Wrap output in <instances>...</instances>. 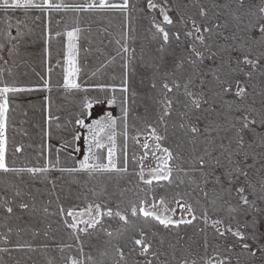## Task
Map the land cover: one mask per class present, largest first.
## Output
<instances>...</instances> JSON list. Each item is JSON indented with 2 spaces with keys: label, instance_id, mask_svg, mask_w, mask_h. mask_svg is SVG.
Instances as JSON below:
<instances>
[{
  "label": "trees",
  "instance_id": "1",
  "mask_svg": "<svg viewBox=\"0 0 264 264\" xmlns=\"http://www.w3.org/2000/svg\"><path fill=\"white\" fill-rule=\"evenodd\" d=\"M56 2L76 4L84 3L85 0H56ZM152 2L157 5L155 9L148 7V0H130L134 7L127 20L121 13L112 11L73 12L61 10L42 13L36 9L27 11L17 9L9 11L7 14L0 12V32L4 30L6 22L10 21L13 27L8 31L12 35H16V25L19 22L22 34L16 54L9 58L7 50L0 52V55L9 60L7 65L0 62V68L11 69L16 74L15 78L19 83L29 86L41 84L40 76L47 78V69L52 68L53 89L51 92L41 88L38 91L11 97L8 132L10 143L7 159L10 165L14 160L16 167L42 166L45 163L44 158L40 156L42 150L45 154L51 151L53 158L56 152H59L63 167L76 166L75 162L79 159L76 154V141H73L78 127L75 121L78 118L85 121L89 117V110L82 109L84 101L91 100L93 105H109L108 100L113 97H115V103L110 105L112 112L106 115L110 114L116 121L114 129L116 159L118 166H121L125 139L122 94L119 91V85L124 69L121 67L120 57H117L114 62L111 58L116 55L118 45L115 40L121 38L122 31L128 33L130 38L127 43L130 49L135 50L128 69V173L120 176L99 174L90 177L85 173L69 174L53 170L47 174L48 180L45 181L33 180L27 175L21 180L14 174H0V248L11 247L18 240L28 241L37 247L35 253L27 251L12 252L11 254L0 252V264H15L17 260L22 264H50V262L51 264H64L63 256L77 255L78 244L71 230L64 227L58 213V206H62L67 212L68 210H84L89 204L94 203L115 210L116 204H120L121 210H123L130 200L138 202L141 199L146 202L144 204L146 206L153 203L162 204L161 200L164 201L162 205L167 208L177 204L190 205L193 209L191 215H195L196 219L192 224H181L179 229H165L158 221L150 218L145 219L140 214L135 218L130 217L128 225L116 217L111 219L104 217L103 229L107 231L98 227L96 230H90L92 233L90 236L81 234L85 245L84 252L106 261L107 264H114V260L118 258L114 251L115 247H120L124 251L128 264H145L146 259L153 260V264H177V260L182 255H187L190 260H196L197 264H204L206 260H211L214 257L219 259L230 257L231 264H264V256L258 251L260 247L264 246V213H257L253 209H249L247 213L243 212L237 206L238 197L234 189L229 195L227 192L221 191L220 186L212 183L205 186L199 173L190 171L187 176L184 172L174 171L172 183L155 181L153 185L149 186L139 181L137 156L141 155L142 151L133 137L150 132L148 125L156 127L158 133L166 137L160 141L161 146L169 148L174 155L179 154L183 160L182 166L185 171H188L193 145L189 142L190 135H186L184 130L178 127L181 122L180 113L184 109L179 104L174 107L171 117L166 118L168 130L165 132L164 126L158 123L162 110L161 104L158 103L160 99L159 85L157 89H153L151 84L157 67H159L160 73L171 71L187 55L189 41L183 35L187 29L181 22V16L183 15L186 20L188 17L196 18L199 22L197 5L200 3L210 4L212 0H152ZM217 2L223 4L228 0H217ZM177 4L181 5L179 9L176 7ZM183 5H187V7H183ZM162 6L168 9L167 13L173 20V24L164 23L157 9ZM216 11H220V9ZM49 17H51L50 28L53 39L51 40V59L46 61L44 53L45 25L48 23ZM221 19L230 21L229 28L224 30L221 36L216 37V45L227 49L221 53L225 60L229 55H241L242 51L250 47L255 50L254 56L259 55L260 45L253 44L248 40V34L242 31L243 24L238 29L236 22L232 21L231 17L222 16ZM153 20L169 33L167 45H163L162 35L157 33L152 26ZM77 21L82 31L76 41L79 49L76 61L80 71L75 76V82L81 84L82 88H88L87 92L74 89L66 91L62 87L69 69L66 33L77 26ZM187 28H191V20H188ZM56 32H61L62 35L57 37L55 36ZM176 32L181 33L179 41L175 39ZM233 32L236 33L238 39H225V37H231ZM162 45L164 46L163 52L159 51ZM213 50H217L215 45ZM219 65L218 57L215 63L205 60L197 69V71L206 73L203 77L205 80L204 91L213 100L212 107L214 108L211 113L198 114L201 115L198 122L201 129L210 120L227 127L228 119L240 115L235 110L237 107L251 106L260 109L261 101L264 99V74H262L264 69H253L250 66L241 65V71L237 70L235 64H225L222 68ZM213 69H216L215 74ZM193 71L191 66L185 64L183 71L177 73V76L181 77L178 82L186 80ZM248 72H252L251 78L247 75ZM217 75L221 80L226 81L224 87H230V91H222L221 85L216 80ZM113 76H115L114 80ZM6 78L12 79L7 76ZM237 81H239L240 87L246 88V96L243 100L236 95ZM96 83L115 84L117 91L113 92L108 89L105 92H100L89 87ZM196 84L199 85V79L196 80ZM180 91L182 93L183 89L181 88ZM46 97L51 98L53 119L50 123L47 119L49 112L47 111ZM55 117H59V119L57 120ZM183 122L187 123V118ZM191 122L197 123L195 116L191 118ZM46 131L51 133L50 137L45 136ZM256 132L264 134V128L257 127ZM253 138L258 144V136L253 137V134H249L250 142ZM203 139L202 135L200 140ZM102 140L106 145L102 150L106 156L107 132L102 134ZM14 145L23 148L22 153L16 154L15 157L12 155ZM202 149L203 144L198 143L197 150L202 151ZM256 150L261 151L260 148ZM134 155L135 160L133 159ZM248 163H252L251 159ZM256 168H259V164L256 165ZM252 171L255 172V169ZM256 178H258V174ZM241 180L243 181V178ZM49 181H55V194H51L52 184ZM201 187L208 191L207 198L201 194ZM224 187L227 188L229 185L225 182ZM17 191L21 192L20 197H16ZM121 192L125 193L122 199L119 195ZM57 196H59L58 201ZM249 199H255V197L250 196ZM5 200L12 202L15 212L12 217H8L4 211ZM21 200L34 204L35 212H22L18 207ZM50 200L51 204H49ZM44 207L49 208V213L57 214L46 216L42 211ZM257 207L264 208V202L258 201ZM231 208H235L236 211H230ZM204 213H207V223H205ZM254 218L258 221L255 240L252 239L253 229L251 227ZM216 220H220L221 223L214 227L213 222ZM245 223H248L249 227L246 228ZM5 224L13 228L9 234L11 241L9 245L4 244V234L8 233ZM217 227L221 231L231 227L233 232L239 230L246 233L249 237L248 243L256 255L249 256L247 253H242L239 244H236L233 251L228 253L226 249L232 246L237 238L228 232L224 237H220L216 231ZM142 228L146 233L143 239L152 245L151 251L160 253L158 259L151 254L147 257L139 255L140 246L135 245L134 241L141 238ZM35 232H38L39 235L34 236ZM45 232L48 233L47 236L44 235ZM108 232L112 233L111 237L108 236ZM181 237L183 239H180ZM161 240L164 242L162 245L160 244ZM178 240L179 243H177ZM205 241H207V245H205ZM45 244L48 245L47 248L43 247ZM58 244H71L73 247L66 248L62 254L57 247ZM173 246H175V251ZM102 251L107 255L100 257L99 253Z\"/></svg>",
  "mask_w": 264,
  "mask_h": 264
},
{
  "label": "snow or ice",
  "instance_id": "2",
  "mask_svg": "<svg viewBox=\"0 0 264 264\" xmlns=\"http://www.w3.org/2000/svg\"><path fill=\"white\" fill-rule=\"evenodd\" d=\"M133 5L130 0H85L84 3L76 4H66L58 3L56 0H0V12L7 14L9 11L17 9H36L42 13H51L63 11H73V12H96V11H112L119 12L123 15L125 20L130 16ZM148 7L150 9H155L157 5L148 0ZM176 7L179 9L181 5L177 4ZM187 7V5H183ZM220 9V11H216ZM226 10V11H225ZM160 14L163 16V21L166 24H173V20L169 17L166 12L165 7H160ZM197 16L199 22L196 18L188 17L191 20V28H187L188 20L181 16V22L185 25L186 29L183 32L184 37L189 41L187 45V55L183 57L179 64H176L171 71H165L163 73L159 72V67H157V72L153 75V81L151 87L157 89L159 85L160 99L158 103L161 104L162 110L158 118V123L164 126V131L168 130V121L166 118L171 117L174 107L179 104L183 107L184 111L180 113L181 122L178 127L184 130L186 135H190V143L193 145V154L191 160L189 161L188 171H185L183 165V160L179 154L173 153L169 148L162 147L160 141L166 139L165 136L160 135L157 128L151 125L147 127L150 129V137L155 144L154 147L156 152L162 153V155L157 156V167L152 169L149 173L151 178H146L144 165L142 161L147 158L150 145L145 141L141 147L145 150L143 156L141 157L140 171L137 173L139 181L145 185H153V181H168L173 182V172H184L187 176L188 172H198L203 184L206 186L209 183L213 185L220 186V190L227 192L229 195L231 192L235 191L238 200L237 206L245 213L249 209L255 210L257 213H264V208H258L257 202H264V134H258L256 132L257 127L264 128V99L261 101L260 109H255L251 106L237 107L235 110L240 113L238 117H231L227 120V127L222 126L216 121L210 120L201 129L198 126V122L201 119V115L205 112L211 113L214 111L213 100L208 97V94L204 91L205 80L204 76L206 73L202 71H197L200 65L204 63L205 60H211L213 63L216 62L217 58L220 59L219 67H224L225 64L232 65L235 64L237 70H241V65L250 66L253 69L259 68L264 69V0H228L227 3H219L217 0H212V3H200L197 5ZM231 17L232 21L236 22V26L239 29L240 25L243 24V29L247 35L248 40L253 44L260 45V52L258 56H254V49L248 48L241 52V55L231 56L225 60L221 54L223 51H227L223 46L216 45V37L221 36L224 30L229 28V23L227 19L222 20L221 17ZM39 19V17H37ZM51 17L48 18V23L45 25V48L44 53L46 61L51 59V40L53 39L51 34ZM152 26L156 29V32L162 35L163 45L169 43V33L161 27L158 23L153 20ZM13 27L10 21L6 22L5 28L0 32V52L7 50L9 58L16 54L20 41L22 39V34L19 28V22L16 25V35H12L8 29ZM82 29L78 26L73 27L72 30L67 31L66 35L68 38V52H67V63L69 65L68 75L64 79L62 87L67 90H83L87 92L88 88H82L81 84L75 82V76L80 71L77 67L76 57L78 55L79 49L76 41L79 39V34ZM61 32H56L55 36H61ZM175 39L180 40L181 33L176 32ZM129 35L127 32L122 31L121 38L116 39L115 43L118 45L116 55L112 56V61L114 62L117 57L122 60L121 67L124 69L121 83L119 85V91L122 94V113H123V127H124V139L125 144L123 146V160L122 165L118 166L116 159V139H115V125L116 121L112 119L111 115L102 116L100 119L94 120L90 125H87L90 139L86 140L88 145L87 154L83 155V158L76 161V166L73 167H63L61 166L60 154L56 152L54 158L49 151L47 154L42 150L40 156L44 158L45 163L42 166H14L15 161L13 160L12 165L8 163V150H9V112L11 105V97L18 96L23 93H31L38 91L41 88L48 92H51L53 85L51 82V72L52 68L47 69V78L45 76H40L41 84L36 86H29L19 83L15 78V73L11 69L0 68V174H14L21 180L27 175L31 179H41V181L48 180L47 174L50 171H59L61 173H85L90 177H95L99 174L107 175H117L128 173L129 158L127 153V117L129 113V108L127 107L129 102V81H128V69L129 65L132 63V58L134 57L135 50L130 49L127 41L129 40ZM238 39L235 32L232 33L231 37H225V39ZM161 46L159 51H164V46ZM214 45L216 46V51L213 50ZM88 51V49H85ZM0 62L7 65L9 60L4 56L0 55ZM187 64L193 68V73L188 75L186 80L178 82L181 77L177 76L178 72H182L184 65ZM216 69H213L215 74ZM264 74V73H262ZM37 75H40L37 73ZM95 75V73H93ZM249 78L252 76V72H248ZM11 77L9 80L6 78ZM115 79V76L112 77ZM199 79V85L196 84V80ZM217 82L221 85L223 92L230 91V87H224L226 81L221 80L220 77L216 76ZM238 91L236 92L237 97L244 99L246 96V88L240 87L239 81L236 82ZM100 92H105L111 89L113 92L117 91V85L109 83H96L90 85ZM181 88L183 89L181 93ZM199 89V90H197ZM171 94V95H170ZM218 95V94H217ZM48 122L50 123L53 119L51 115V98L46 97ZM115 103V97L108 100V104L112 105ZM93 107V101L85 100L82 109H91ZM195 116L197 123L191 122V118ZM187 118V123L183 122ZM59 119V117H55ZM81 127H85L84 120L76 119L75 121ZM59 127V125H57ZM177 127V125H174ZM107 132V153L106 156L102 151L106 145L103 143L102 134ZM215 133V135H213ZM223 133V134H222ZM249 134H253V137L258 136L259 143L257 144L255 138L250 142ZM204 136L201 141L200 137ZM46 137H50L51 133L46 131ZM133 139L139 143L138 137H133ZM80 136L74 135L73 141H79ZM227 141V143H225ZM203 144L202 151L197 150V146ZM43 148V146H42ZM260 148L261 151L256 149ZM22 146L14 145L12 155L15 157L16 154L22 153ZM76 151H80L79 148ZM135 160V155L133 156ZM251 159L252 163H248ZM106 161V162H105ZM175 162V163H173ZM259 164V168L256 165ZM255 169V172L252 170ZM219 173V174H217ZM258 174V178H256ZM243 178V181L241 180ZM255 182L253 183V180ZM52 184L51 194H55V181H49ZM183 182V181H181ZM225 182L229 187L225 188ZM200 192L204 198H207L209 193L205 188L201 187ZM16 197L21 196V192L17 191L15 193ZM121 199L124 197L125 193L121 192ZM250 196L255 197V199H249ZM57 201L59 196L56 197ZM52 201H49L51 204ZM146 202L141 199L138 202L129 201L127 206L121 210L120 204H116L115 210L111 207H106L105 205L94 203L89 204L84 211H74L65 209L62 206H58V213L61 217L62 223L65 228L70 229L71 233L78 244L77 255H65L63 256L64 264H107L106 261H102L92 254H86L84 252V240L81 238V234L84 236H90L92 233L90 230H96L98 227L103 229V219L108 217L109 219L116 217L125 225L130 223V217L135 218L138 214L142 215L145 219H152L158 221L165 229H179L181 224H192L196 219L195 215H192L191 219H180L173 220L168 216H163L159 214L158 210H149L143 205ZM163 204L164 201L161 200ZM19 209L22 212H35V205L25 202L23 200L18 204ZM184 210L189 214L193 212L190 205L183 206ZM156 206L153 205V209ZM4 211L7 213L8 217L15 215L14 207L12 202L5 200ZM43 213L47 215H56L57 213H49V208L44 207L42 209ZM167 211V209H165ZM230 211H236L235 208H231ZM87 216V219L84 217ZM67 217H71L69 220ZM205 223H207V213H204ZM221 223L220 220L213 222V226H217ZM258 221L254 218L251 222V227L253 229L252 239H256L255 229ZM80 225H84L80 227ZM8 228V233L4 234V244L9 245L11 243L9 239V234L13 231V228L5 224ZM245 227H249L248 223H245ZM107 231L106 229H103ZM203 231V229H201ZM216 231L220 237H224L226 232L231 233L232 236L236 237L235 243L228 247L226 251L231 253L236 244H239L242 253H247L249 256H255L256 252L252 251L251 245L248 243V235L237 230L232 231L231 227L226 228L221 231L219 227ZM109 237L112 236L111 232L107 233ZM34 236H38L39 233H33ZM45 236L48 235L47 232L44 233ZM141 238L134 241L135 245L140 246L139 255L147 257L151 254L154 258L158 259L160 253L152 252V245L147 242L143 237L146 235L145 230L141 229ZM180 239H183L182 237ZM163 240L160 241L162 245ZM179 243V240L177 241ZM207 245V241H205ZM47 248L48 245H43ZM59 251L63 254L66 248H72L73 245H57ZM175 251V246H173ZM35 253L37 247H34L28 241H17L11 247L0 248V252L9 253L12 252H24ZM114 251L116 253L117 259L114 260V264H128L124 251L120 247H115ZM258 251L264 256V246L260 247ZM107 253L102 251L99 253L100 257L106 256ZM15 264H22L21 261H15ZM51 264V262H50ZM145 264H153V260H145ZM177 264H197V261L190 260L187 255H182L178 260ZM204 264H212V260H206ZM215 264H231L230 257L225 259L217 258Z\"/></svg>",
  "mask_w": 264,
  "mask_h": 264
},
{
  "label": "rangeland",
  "instance_id": "3",
  "mask_svg": "<svg viewBox=\"0 0 264 264\" xmlns=\"http://www.w3.org/2000/svg\"><path fill=\"white\" fill-rule=\"evenodd\" d=\"M157 9L159 10V13H160V7H158ZM166 12H168L167 8H166ZM160 16L163 19V16L161 14H160ZM88 110H89V117H88V119H86L84 121L85 127H81L79 124L77 127V134L76 135L80 136V140L76 141V149L79 148L80 151H77L76 154H77V157L79 160H81L83 158V155L87 154L88 145L86 143V140L90 139L87 125H90L94 120L100 119L102 116H105L107 113L112 112L110 105H93V107L91 109H88ZM134 137L139 138V143H137L136 141L135 142L141 148V151H142V154L137 156L138 170L139 171H140L139 161L145 152V150L141 147V145L145 141H147V143L150 145V148L147 150L149 152V154H148L147 158L142 161V163L144 165V171H145L146 178H151L149 176L150 171L157 167L156 157L162 155V153L156 152L154 147H152L155 144V141H153L151 139L150 132H147L146 134H138V135H135ZM103 143H105L104 140H103ZM153 182H155V181H153ZM153 205L156 206L155 209H153ZM143 206L149 210H158L159 214H161L163 216H168V217L172 218L173 220H180L182 218L187 220V219H191V217H192L191 214H189L187 211L184 210L183 204H177L171 208H167L160 203H153V204H150L147 206L146 205H143ZM165 209H167V211H165ZM84 210H80V211H84ZM77 212H79V211H77ZM67 218L69 220L72 219L71 217H67ZM84 218L87 219V216H85ZM83 226L84 225H80V227H83ZM216 259H217V257H214L213 259H211L212 264H215Z\"/></svg>",
  "mask_w": 264,
  "mask_h": 264
}]
</instances>
